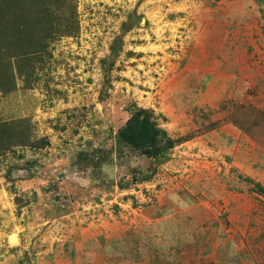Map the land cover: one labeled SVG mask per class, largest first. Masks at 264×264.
Masks as SVG:
<instances>
[{"label":"rangeland","instance_id":"obj_1","mask_svg":"<svg viewBox=\"0 0 264 264\" xmlns=\"http://www.w3.org/2000/svg\"><path fill=\"white\" fill-rule=\"evenodd\" d=\"M33 6L0 38V264H264V0Z\"/></svg>","mask_w":264,"mask_h":264},{"label":"trees","instance_id":"obj_2","mask_svg":"<svg viewBox=\"0 0 264 264\" xmlns=\"http://www.w3.org/2000/svg\"><path fill=\"white\" fill-rule=\"evenodd\" d=\"M39 0H0V38L13 43L16 39H22L26 29H20L16 20V15L22 14L25 25L33 27L34 20L29 12H33L29 5L37 10L34 6V2ZM26 2V3H25ZM25 3V4H24ZM29 5H28V4ZM29 11V12H28ZM34 13V12H33ZM40 19V18H39Z\"/></svg>","mask_w":264,"mask_h":264}]
</instances>
